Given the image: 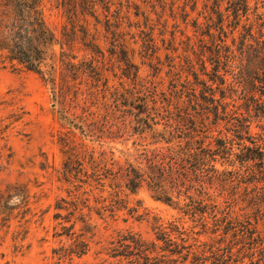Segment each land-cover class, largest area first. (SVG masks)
<instances>
[{
	"label": "trees",
	"instance_id": "16d2710c",
	"mask_svg": "<svg viewBox=\"0 0 264 264\" xmlns=\"http://www.w3.org/2000/svg\"><path fill=\"white\" fill-rule=\"evenodd\" d=\"M159 1L157 12L153 0H141L163 17L166 0ZM192 1L194 5L197 2ZM212 1L215 11L220 13L219 0ZM235 1L233 15L239 18L248 10L247 0ZM131 14L143 17L145 29ZM52 16L58 18L59 26L52 25ZM146 28L150 31L146 32ZM102 31L105 38H111V51L117 52L123 64L121 75L132 85L130 90L124 88L118 94L117 106L121 107L118 111L126 115L121 116L120 124L141 143L134 140L131 147L118 150V156L115 148L103 147L104 142L100 143L97 155L93 147L88 148L84 183L88 191L98 189L99 194L94 196L95 205H89L86 198L84 207L100 218L107 212L113 216L121 209L137 212V207L128 206V194L146 188L153 198L173 205L195 222L200 232L213 235L216 238L213 243H221L225 248L220 255L213 253L212 243L201 242L193 236L198 232L193 229L186 232L173 220L168 226L156 225L155 240L150 243L140 236L123 238L127 241L122 243L126 253L116 255L134 256L132 264H207L205 248L210 245L209 251L213 253L210 264H231L230 260L237 262L245 255L251 261L255 258L264 261V189L259 186L264 182V142L257 143L251 132L253 118L262 122L259 127L264 129V39H259L260 36L254 40L250 28L241 36L243 51L251 46L247 36L258 46L252 68L244 63L251 53L237 61L223 40L213 41L210 57L206 58L211 61L210 71L201 58V73L191 71L185 75L180 82L183 89L173 101L158 85L139 84V69L128 56L126 35L132 39L138 36L146 48H156L152 19L134 0H0V63L38 74L51 85L58 114L68 120L76 117L72 109L77 103L86 104V95L97 90L92 85L94 89L86 95L78 94V87L69 92L68 72L78 71L80 64H88L89 76L98 80L101 71L94 56L101 53L98 40ZM77 43L92 54L91 59L79 58L75 52ZM199 75L207 76L208 80ZM208 81L217 82L218 97ZM253 85L258 94L251 90ZM237 91L242 103L232 104L236 106L232 110L227 99L235 101L232 95ZM219 121L231 123L233 128H226L232 130L231 137L216 130ZM93 122L85 120L83 126L91 131ZM236 162L241 167L231 169ZM241 196L244 207L237 206ZM80 242V248L72 252L83 255L88 244ZM237 244L241 245L232 259L235 255L232 245Z\"/></svg>",
	"mask_w": 264,
	"mask_h": 264
},
{
	"label": "rangeland",
	"instance_id": "374dc122",
	"mask_svg": "<svg viewBox=\"0 0 264 264\" xmlns=\"http://www.w3.org/2000/svg\"><path fill=\"white\" fill-rule=\"evenodd\" d=\"M153 1L159 12L160 1ZM134 2L152 19L156 43V48H146L138 36L132 39L126 35L128 56L139 69V84L148 87L156 84L171 100L178 99L184 76L191 71L201 73V58L210 71L211 61L206 58L210 57L213 41L219 42L218 39L231 47L237 61L251 53L244 63L250 68L255 64L253 56L258 46L253 39L260 36L259 39H264V0H247L248 10L239 18L233 15L237 5L235 0H219L220 13L215 11L212 0H197L195 5L192 0H166L163 17L158 16L149 4L141 0ZM131 18L139 21L141 28L145 29L143 17L135 18L131 14ZM50 21L54 27L59 26L55 16ZM249 28L253 39L247 36L251 46L245 52L240 39ZM132 31L138 32L137 29ZM147 31L150 30L146 28ZM102 32L98 40L101 53L94 56L101 71L98 80L89 76L88 64H80L78 71L68 72L69 92L78 87V94L86 95L94 89L92 85L97 86L93 94L86 95V104L76 101L77 105L72 109L76 117L68 120L58 114L51 85L38 74L0 63V264H132L134 256L116 255L126 253L122 243L127 241L123 238L140 236L150 243L155 240V226L159 223L168 226L173 220L179 222L186 232L191 229L198 232L191 235L201 242L212 243L213 253L220 255L225 250L221 243H213L216 239L213 235L200 232L202 230L195 222L173 205L153 198L146 188L128 194V206L137 207V212L121 209L113 216L107 212L104 218H100L84 207L86 198L89 205H95L94 196L99 194L98 189L88 191L89 187L84 183L88 148L93 147L97 155L100 143L104 142L103 147L115 148V156H118V150L131 147L134 140L140 141L120 124L121 116L126 115L118 111L121 108L117 106L118 94L124 88L130 90L132 85L121 75L123 64L117 52L111 51V38H105ZM75 52L79 58H92L80 43H77ZM178 76L182 77L179 79ZM199 76L208 80L207 76ZM189 78L193 81L192 75ZM207 83L216 90L217 82ZM251 90L258 94L256 86H251ZM216 96H219L218 90ZM238 97L239 91L233 92L235 101L227 99L232 110H236L232 104L242 103ZM83 120L94 121L91 131L83 126ZM219 122L216 130L231 137L232 130L226 129L233 128L231 123ZM260 123L252 119L251 132L257 143L264 142V129L259 127ZM240 167L236 162L230 168L236 170ZM259 186L264 189V182ZM103 195L106 196L107 192ZM242 197H238L237 206L244 207L240 201ZM80 241L88 244L83 255L72 252L80 248ZM210 245L205 248L207 264L213 260ZM240 245H232L235 253L232 259H235ZM230 261L231 264H264L257 258L251 261L246 255L237 262Z\"/></svg>",
	"mask_w": 264,
	"mask_h": 264
}]
</instances>
